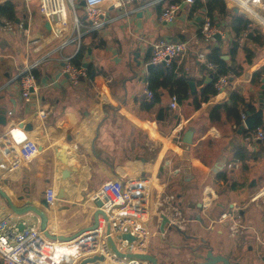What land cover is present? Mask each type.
<instances>
[{"label":"crops","instance_id":"0c3cea01","mask_svg":"<svg viewBox=\"0 0 264 264\" xmlns=\"http://www.w3.org/2000/svg\"><path fill=\"white\" fill-rule=\"evenodd\" d=\"M6 1L14 5L16 17L12 22L0 20V109L6 110L7 121L5 126L0 124V137L11 128H18L29 139L35 140L40 150L35 158L9 172L0 181V188L16 207L32 204L46 215L49 233L70 236L91 225L96 209L88 197L102 183H124L145 176L149 180L152 204L157 197L171 194L176 199L172 202L179 210H248L249 219L252 216L249 225L256 232L264 233V223L260 224L258 220L263 210H251L245 200L228 201L230 196L226 197V194L229 192L221 186L226 185L232 193L244 190L246 187L242 182L246 181L245 175H251L250 170L258 165L255 160L264 156V141L252 142L250 136L253 130L238 133L242 120L236 127L225 110L234 91L245 105H252L255 111L258 110L264 74L259 83L252 82V75L264 65V32H259L263 37L260 45L251 41V31L246 39L239 38L231 59L232 37L228 36L226 27L232 13H242L225 0L229 15L212 22L220 31L221 39L214 38L211 43H205L200 35L206 15L197 13L189 17V6L178 11L172 24L159 20L164 4L136 13L128 11L134 5L121 10L109 7L108 15L113 21L95 32V38L86 36L88 32L82 29L84 44L91 45L83 63L92 64L97 75L93 80L86 77L77 85H71L62 64L77 52L80 38L76 43L69 38L67 21L63 23L55 18L47 29V22L40 16L36 0H0V4ZM79 8L83 9L81 3ZM255 10L264 21V0H260ZM244 17L250 21L252 31L264 27L260 19ZM214 20L218 19L215 17ZM81 22L86 24L84 14ZM63 35H67L66 39L59 42ZM158 39L187 44V53L174 61L172 67L174 72L184 75L187 82L195 83L197 94L191 95L188 87L189 98L171 108L172 95L162 90L159 101L146 111L142 106L149 103L145 91L151 51L148 56L146 54ZM208 46L220 48L221 54L228 58L227 65L242 66L243 71L238 77L229 76L227 86L220 93L210 95L207 102L194 108V97L199 99V90H203L211 79L205 60L198 58L200 53L206 55ZM244 48L253 52L250 66L245 63ZM35 63L34 69L39 76V81H35L37 89L29 101H25L17 77ZM262 94L264 99V89ZM213 108L220 112L217 121H210ZM40 110L45 113L42 120L38 116ZM160 110L162 119L158 120ZM247 110V107L241 106L240 119ZM260 121L264 125V102ZM50 125H58L63 133L49 139L44 128ZM191 125L195 129L192 143L186 150L181 139ZM151 146L158 148L154 151ZM169 154L178 160L171 162ZM63 170L69 172L64 179L61 177ZM256 174L261 175L260 172ZM255 182L256 178L251 177L247 188L254 186ZM209 184L217 185L220 191L210 188ZM51 187L55 188L56 198L58 190L62 189L63 198L49 207L45 204V191ZM18 196L23 197L22 201L17 199ZM238 203L241 208H236ZM164 207L160 210H166ZM153 214L151 233H157L160 231V220ZM194 216L192 213L185 214L189 219ZM27 219L34 221L27 224ZM3 220L16 225L21 221L23 226H38L34 216H14L0 197V222ZM163 231L170 235V241L164 242L165 237L155 234V238L149 240L148 253H156L162 258L167 252L169 256L185 258L186 262L182 264H189V251L180 252L177 247H189L197 242L183 241L176 232L167 231L166 227ZM185 232L203 236L211 246L218 247L217 251L230 262L249 254L255 258L251 264H264V261H259L264 249L261 243L250 241L251 248L248 250H252L246 254L245 244L229 240L227 230L216 223L203 228L197 222H189Z\"/></svg>","mask_w":264,"mask_h":264},{"label":"built area","instance_id":"2783aa9c","mask_svg":"<svg viewBox=\"0 0 264 264\" xmlns=\"http://www.w3.org/2000/svg\"><path fill=\"white\" fill-rule=\"evenodd\" d=\"M29 2L31 0H24ZM38 12L43 20L49 24L55 18L63 23L67 21L64 12L67 5L73 14L74 28L78 32L84 29L85 32H98L113 21L108 15L109 7L114 9H128L129 13H136L145 8L163 3L159 20L165 24H172L178 11L184 6H190L193 0H183L180 3H167V0H78L83 3L84 17L86 24L81 22L76 14L77 0H36ZM236 7L242 15L260 19L255 6L260 0H225ZM105 6V7H103ZM220 33L208 16L202 20L200 35L205 43H211L215 34ZM246 33H243L244 38ZM78 36V40H79ZM151 64H163L169 66L174 61L182 58L188 51L185 42H171L158 39L151 45ZM198 58L205 60V54H198ZM70 59V58H69ZM65 60L63 70L71 85H77L80 80L87 77L85 68L77 67ZM37 65L26 67L17 77L21 88V96L29 101L31 94L36 91V82L31 70ZM208 66H210L208 64ZM229 76L220 75L217 77L214 88L220 93L228 84ZM147 100L150 101L152 93L145 91ZM177 107L176 96H171V108ZM39 119H44L45 113L38 112ZM245 114H241L242 123ZM49 139H54L63 133L58 125L45 127ZM18 130L19 133H14ZM68 134V132H66ZM254 141H264V130L257 128L251 132ZM40 153L39 145L33 139H29L24 131L18 128H11L6 134L0 137V181L6 175L35 158ZM146 178H136L127 182L107 181L102 183L97 190L92 192L88 201L95 209L103 214L97 216V226L94 231H87L69 241L50 240L38 229V226H24L20 231L16 224L8 221L0 222V264H80L85 259L94 258L95 261L87 264H147L134 257L137 254L148 253L149 240L153 236L154 214L161 220L162 216L167 219L166 226L176 225L175 219L167 215V210H179L170 201L173 196H164L166 210L163 207L162 198L157 197L152 204L150 188ZM264 196V186L260 188L254 199ZM101 202L98 207L96 202ZM45 202L52 207L57 203L55 188L51 187L45 191ZM167 206V207H166ZM158 211V212H157ZM174 213H176L174 211ZM108 229V230H107ZM163 236L164 231L157 232ZM130 235L133 240L129 241L121 236ZM108 238L114 243L116 252L112 250ZM99 257L102 259L99 260Z\"/></svg>","mask_w":264,"mask_h":264},{"label":"trees","instance_id":"16d2710c","mask_svg":"<svg viewBox=\"0 0 264 264\" xmlns=\"http://www.w3.org/2000/svg\"><path fill=\"white\" fill-rule=\"evenodd\" d=\"M183 0H167V3H180ZM163 3H159L157 6ZM188 16L192 17L195 14H201L208 16L212 22L216 23L221 19H224L229 15V11L227 10L225 3L223 0H193L192 5L188 7ZM232 12H230L231 14ZM16 17L14 5L10 1H6L0 4V20L4 22H12ZM218 20H214V18ZM250 21L247 20L244 16L232 13L231 21L226 27V31L228 36L232 37V49L229 52V55L232 59L236 49H237V41L242 37L243 33H246L244 39L247 38V34L251 31L253 37L251 41L257 45L261 44L262 35H260L259 31L251 29ZM88 37L95 38V32L87 33ZM85 36V37H86ZM84 36H82L77 52L69 59V62L77 67H81L83 60L88 53V48L91 45H85ZM245 52V63L250 66L252 64L253 52L248 48H244ZM205 64L210 66L208 69V73L210 74V82L203 87V91L200 94L199 99L194 97L193 106L194 108H198L201 103L207 102L208 97L216 95L218 92L214 88V83L218 76L220 75H228L230 77H238L241 75L243 71L242 66H233L227 65L226 60L222 58L223 54H221L220 48L214 46H208L206 51ZM204 64V65H205ZM149 74L146 79L147 90L152 93V98L149 103L144 104L142 107L146 111L150 110L158 101L160 96V91L167 90L170 95H175L177 98V102L181 103L189 98L188 95V85L187 79L184 75H179L173 70V65L164 66L161 64H150ZM86 75L88 80H93V78L97 75L92 64H87ZM31 74L34 76L35 81H39L38 71L37 69H32ZM264 74V65L253 73L252 82H258L261 79V75ZM241 106L247 107V109L251 112H255V108L252 105L244 103L243 99L234 91L230 95L229 104L226 107L227 117L232 120L233 124L238 127L241 124L240 119V108ZM219 111L214 108L210 111V121L219 120ZM262 128L264 130V125L259 120L256 124L255 128ZM237 156H239L237 154ZM242 159V156H239Z\"/></svg>","mask_w":264,"mask_h":264},{"label":"flooded vegetation","instance_id":"af4514ba","mask_svg":"<svg viewBox=\"0 0 264 264\" xmlns=\"http://www.w3.org/2000/svg\"><path fill=\"white\" fill-rule=\"evenodd\" d=\"M174 211L176 213H174ZM248 210H167V215L171 216L175 219L176 225L173 226H166L164 225V228L166 227L168 230H174L176 233L180 236L181 240L183 241H196L197 244L193 246H181V248L177 247L178 250L183 252L184 250L189 251V257L190 260L188 262L197 261L199 262V256L205 254L206 250H210L211 253L214 256H222L217 250L218 247L211 246L208 241L205 240L203 236L196 235V234H187L186 231V225L189 222H197L201 227L206 228L210 223H216L220 225L222 228L227 230V236L233 241H236V243H242L245 244V253H251L248 250L251 248L249 245L250 241L255 243H261V245L264 246V233L263 232H256V230L253 229L249 223L251 222V217L249 219V214L246 212ZM186 213H192L195 214L193 218H186ZM260 220V224L264 223V210L262 214H259L258 217ZM161 223V220H160ZM166 224V223H165ZM205 226V227H204ZM155 234H157L155 231L153 232L152 238H155ZM166 234V232H165ZM163 234V237L165 236ZM245 239V240H244ZM246 241V242H243ZM243 244V245H244ZM184 248V249H183ZM177 250V249H176ZM154 253V252H153ZM153 256L156 259L157 264H174L177 262H180L181 264L186 262L185 258L183 257H172L167 255V252H164L162 258L158 256V254L154 253ZM224 257V256H222ZM226 258V257H224ZM227 259V258H226ZM255 258H252L251 255H247V257L236 258L234 262H230L229 264H249L251 261H253ZM259 261H264V249L260 254ZM188 264V263H187ZM221 264V263H219ZM251 264V263H250Z\"/></svg>","mask_w":264,"mask_h":264},{"label":"water","instance_id":"95a60500","mask_svg":"<svg viewBox=\"0 0 264 264\" xmlns=\"http://www.w3.org/2000/svg\"><path fill=\"white\" fill-rule=\"evenodd\" d=\"M81 4L83 5V3L81 2ZM236 11V10H235ZM46 28L49 29L50 28V24L47 22L46 23ZM250 34L248 33V36ZM214 38L216 40H220L221 36L219 33L215 34ZM151 48H149L147 50V56L150 54ZM88 53H90V49H88ZM222 58L224 60L228 59L226 56H222ZM64 66V63L62 64ZM163 65V64H161ZM87 64L86 63H82V67L86 68ZM151 67V65L149 66V68ZM67 76V75H66ZM262 83H264V79L262 80ZM187 85L189 87V91L191 95H196L197 94V89L195 86V83L193 81H188ZM264 89V84L261 86L260 91H259V103L260 106L258 108L257 111H255L254 113H251L249 110H247L245 112V120L243 122V124H241L238 128V133H241V131L243 130H248V131H252L255 129L256 124L259 120H261L262 118V109H263V94H262V90ZM200 92H202L203 90L200 89ZM162 111L160 110L157 119L161 120L162 119ZM0 124L5 126L7 124L6 121V110H1L0 109ZM194 129L195 126L191 125L189 126L185 132L183 133L181 142L184 146V149H188L189 145H191L192 143V137H193V133H194ZM68 171L67 170H63L61 171V177L62 179H64L67 175H68ZM145 178V176H143ZM0 197L5 201V203L7 204V206L9 207V209L11 210L12 214L18 218L21 217H28L29 215L34 216L37 218V222H38V229L43 233V235L50 239V240H58V241H69L75 237H78L79 235L86 233L87 231H94V229L97 226V216L99 214H103L99 209H96L95 212L93 213L92 216V223L90 226H88L87 228L81 229L78 232L70 235V236H56L54 234H51L48 232L46 225H47V217L46 215L41 212L39 209L35 208L32 204H25L24 206H19L16 207L13 202L11 201V199L9 198V196L0 188ZM63 198V190L59 189L58 190V194H57V199H62ZM19 201H22L23 197L22 196H18L17 198ZM46 204V202H45ZM47 205V204H46ZM96 205L98 207L101 206V202L97 201ZM167 222V219L165 216H162L161 218V223H160V231L162 232L164 229V225ZM18 229L21 231L23 229V224L21 221L18 222L17 224ZM108 230V229H107ZM124 239H128L129 241L133 240V238L128 235V234H123L121 236ZM108 242L111 245V248L113 251L116 252L115 246L113 241L111 240V238H108ZM135 258L146 262L147 264H157L156 259L153 255L149 254V253H145V254H137L134 255ZM102 258L99 257V260H101ZM95 261L94 258L91 259H85L83 260L80 264H87V263H91ZM229 264L228 260L222 256H214L211 251L208 249L206 250L205 254L199 256V262L197 261H192L189 264Z\"/></svg>","mask_w":264,"mask_h":264},{"label":"rangeland","instance_id":"374dc122","mask_svg":"<svg viewBox=\"0 0 264 264\" xmlns=\"http://www.w3.org/2000/svg\"><path fill=\"white\" fill-rule=\"evenodd\" d=\"M67 7V23H68V27H67V30L69 33V38L70 39H73L74 42H78V36L80 37V40L82 38V36L84 35V30L80 29L78 32L74 29V22H73V14L71 12V10L69 9L68 5L66 6ZM76 14L78 16V18L81 20L84 12H83V9L79 8V4H78V0H77V10H76ZM263 15H264V12H263ZM256 24V23H255ZM258 31L261 33V32H264V27H258L257 28ZM67 32V33H68ZM66 33V34H67ZM262 34V33H261ZM66 36L67 35H63V37H61L60 41L59 42H63L65 39H66ZM68 40V39H67ZM86 42V41H85ZM255 99V98H254ZM255 102V101H254ZM251 138V141L254 142V140ZM151 148L155 151V149L158 148V146H154ZM168 160H170L171 162H176L178 160V158H176L173 154H169L168 156ZM181 162V161H180ZM179 162V164H181ZM254 162V161H253ZM255 163L258 164L255 166V168L253 170H250V174L251 175H245L246 177V181L242 182V184L247 188L248 186V182L250 180L251 177H254L256 178V182L254 184V186L250 187L249 189L245 188L244 190H242L241 192H235V193H232L231 191L228 190V187L226 185H221L223 188H226V191L229 192L228 194H226V197L230 196V199H228V201H231L232 199H236L235 201H240V200H245L247 202V205L246 206H250V209L251 210H264V196L263 197H260V198H257L254 200V198L256 197L257 193L259 192L260 188L264 186V156L261 157L260 159L258 160H255ZM183 164V163H182ZM182 166H180L181 168ZM257 173V172H260L261 175H254V173ZM188 176V175H187ZM248 176V177H247ZM200 184V183H198ZM210 185V188L212 187H215V190L217 191H220V188H217V185H214L212 186L211 184ZM199 187V186H198ZM199 189V188H198ZM161 196V195H160ZM168 196H171V194H168ZM161 198V197H160ZM202 195L200 197V199H202ZM175 198L172 199L170 201V204L171 202H175ZM165 198L164 196L162 197V200H161V203L162 205L164 206L165 203ZM237 203V202H236ZM167 207V206H166ZM229 208V207H228ZM236 208H241V204H237L236 205ZM161 209V207L159 208ZM163 209V208H162ZM249 209V210H250ZM231 210V209H229ZM34 220L33 219H27V224H30L31 222H33ZM174 231V230H173ZM176 232V231H175ZM170 235L169 234H166V236H164V242L166 241H170L169 240V237ZM156 243H159L157 241H155Z\"/></svg>","mask_w":264,"mask_h":264},{"label":"bare ground","instance_id":"6f19581e","mask_svg":"<svg viewBox=\"0 0 264 264\" xmlns=\"http://www.w3.org/2000/svg\"><path fill=\"white\" fill-rule=\"evenodd\" d=\"M64 16H65V18H66V13L64 12Z\"/></svg>","mask_w":264,"mask_h":264}]
</instances>
